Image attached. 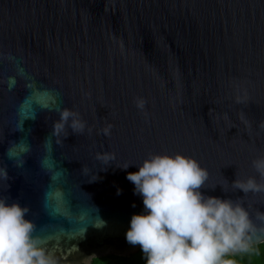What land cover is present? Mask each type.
<instances>
[{
    "label": "water",
    "instance_id": "water-1",
    "mask_svg": "<svg viewBox=\"0 0 264 264\" xmlns=\"http://www.w3.org/2000/svg\"><path fill=\"white\" fill-rule=\"evenodd\" d=\"M177 153L264 225V191L232 183L264 184V0H0V197L59 264L139 251L126 175Z\"/></svg>",
    "mask_w": 264,
    "mask_h": 264
},
{
    "label": "clouds",
    "instance_id": "clouds-1",
    "mask_svg": "<svg viewBox=\"0 0 264 264\" xmlns=\"http://www.w3.org/2000/svg\"><path fill=\"white\" fill-rule=\"evenodd\" d=\"M73 116L64 110L54 134ZM71 127L76 131L83 125L73 118ZM253 165L264 176V158ZM135 166L138 171L128 172L126 179L142 197L143 211L132 215L125 239L139 246L144 264H236V255L264 240V225L258 226L242 203L202 191L209 173L196 159L153 154ZM0 176L7 180V170L0 169ZM232 183L245 194L264 191L254 177ZM121 192L117 189V195ZM28 213L27 206L0 197V264H59Z\"/></svg>",
    "mask_w": 264,
    "mask_h": 264
},
{
    "label": "trees",
    "instance_id": "trees-1",
    "mask_svg": "<svg viewBox=\"0 0 264 264\" xmlns=\"http://www.w3.org/2000/svg\"><path fill=\"white\" fill-rule=\"evenodd\" d=\"M236 264H264V242L252 245L248 252L234 257ZM92 264H144L142 254L137 251L130 256L107 255L95 258Z\"/></svg>",
    "mask_w": 264,
    "mask_h": 264
}]
</instances>
